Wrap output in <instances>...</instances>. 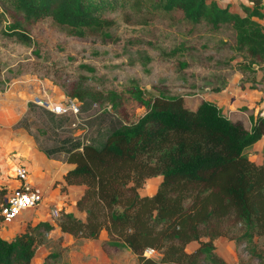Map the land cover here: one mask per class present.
Returning <instances> with one entry per match:
<instances>
[{
	"label": "trees",
	"instance_id": "trees-1",
	"mask_svg": "<svg viewBox=\"0 0 264 264\" xmlns=\"http://www.w3.org/2000/svg\"><path fill=\"white\" fill-rule=\"evenodd\" d=\"M126 1L0 0V9L1 2H8L24 20L9 22L2 31L29 41L25 22L50 17L75 35L94 31L105 36L113 24L106 12L125 7ZM239 1L243 13L217 0H154L151 5L214 28L229 23L237 49L246 51L254 71L253 63L264 61L263 0ZM130 92L145 106L142 116L113 128L100 147L83 143L67 150L65 160L73 166L63 174L60 189L84 185L76 207L85 215L59 207V229L90 239L105 231L109 243L130 248L139 264H233L214 251L213 239L224 235L243 240L256 264H264V250L254 240L264 234V165L245 153L264 135V113L251 115L246 127L211 100L190 109L181 94L144 97L137 87ZM94 93L80 86L71 92L80 105ZM103 98L113 102L119 95L109 90ZM153 175H161L156 190L141 194L139 188ZM238 224L243 228L235 233ZM53 227L49 220H39L26 223L11 239L0 235V264H28L42 230ZM192 240L199 246L187 251ZM147 247L158 256L144 255Z\"/></svg>",
	"mask_w": 264,
	"mask_h": 264
},
{
	"label": "rangeland",
	"instance_id": "rangeland-1",
	"mask_svg": "<svg viewBox=\"0 0 264 264\" xmlns=\"http://www.w3.org/2000/svg\"><path fill=\"white\" fill-rule=\"evenodd\" d=\"M153 1L127 0L125 7L106 12L113 24L105 36L94 31L75 35L70 27L50 17L25 22L29 41L3 33L9 22L24 20L8 2H1L0 108L4 107L6 116L10 110L13 116L18 114L11 124L14 131L21 132L9 142L16 146V142H24L28 158L37 154L34 144L55 158L83 143L100 147L113 128L134 122L145 112V106L130 92L135 87L144 97L181 94L190 109L203 99L211 100L228 118L242 121L246 127L251 115L264 113V61L250 70L246 51L236 47L232 26L224 23L214 28L205 21L193 22L179 11L153 8ZM217 2L243 13L239 0ZM259 21L264 26V17ZM78 86L93 90L95 98L81 100L77 117L54 113L44 105V101L72 97ZM109 90L119 95L116 101L103 98ZM245 153L264 165V135L247 146ZM160 180L161 175L148 177L140 193H153ZM6 194L7 188L0 183V203ZM51 208H27L6 223L23 219L21 231L28 222L56 223L58 215L50 217ZM242 228L236 225L235 233ZM42 234L28 264H139L130 248L109 243L105 231L90 239L63 233L54 225ZM254 240L264 250V234ZM213 245L227 262L256 264L241 239L221 235L213 239ZM198 246L192 240L186 250ZM198 264L207 263L200 260Z\"/></svg>",
	"mask_w": 264,
	"mask_h": 264
},
{
	"label": "crops",
	"instance_id": "crops-1",
	"mask_svg": "<svg viewBox=\"0 0 264 264\" xmlns=\"http://www.w3.org/2000/svg\"><path fill=\"white\" fill-rule=\"evenodd\" d=\"M3 108L4 107L0 108V183L7 188V193L10 191L9 189L18 185L19 182L17 178L14 177V168L17 164L23 163L26 164L30 170L29 180L31 184L38 188L43 194L41 206L64 207L66 210L73 211L83 218L85 213L77 209L76 200L83 193L84 185L70 184L67 185L65 190L60 189V182H64L63 174L67 169L71 168L73 164L65 160V155L61 158L48 156L46 151L39 150L35 144L34 149L37 151L38 155H31L30 158H28L27 154L24 155V142H16L19 146L12 145L14 142H9L13 136H19L21 134L20 130L19 132L16 129L14 131L11 124L16 121V116L18 114L13 116L10 110L9 115L6 116L7 114L3 113ZM8 129L12 133H10V131L6 132ZM56 181L59 182L55 183ZM49 221L57 226L54 220ZM21 223H24L21 218L14 219L12 223H6L0 220L1 228H3V233L1 232L0 235L6 239L13 238L21 231Z\"/></svg>",
	"mask_w": 264,
	"mask_h": 264
},
{
	"label": "built area",
	"instance_id": "built-area-1",
	"mask_svg": "<svg viewBox=\"0 0 264 264\" xmlns=\"http://www.w3.org/2000/svg\"><path fill=\"white\" fill-rule=\"evenodd\" d=\"M44 105H47L49 110L54 113L73 114L75 117H77L80 110V102L77 97H67L59 101H53V103L44 101ZM14 173V177L17 178L19 183L9 189L10 191L7 193L5 200L0 204V220L3 222H10L23 210L36 207L43 201L42 192L34 187L29 180L30 170L26 164H17ZM49 214L50 216L58 215L59 208L53 206ZM143 253L146 256H153L158 252L154 248L147 247Z\"/></svg>",
	"mask_w": 264,
	"mask_h": 264
},
{
	"label": "water",
	"instance_id": "water-1",
	"mask_svg": "<svg viewBox=\"0 0 264 264\" xmlns=\"http://www.w3.org/2000/svg\"><path fill=\"white\" fill-rule=\"evenodd\" d=\"M253 66L255 67V66H257V64L256 63H253ZM46 103V102H45Z\"/></svg>",
	"mask_w": 264,
	"mask_h": 264
}]
</instances>
